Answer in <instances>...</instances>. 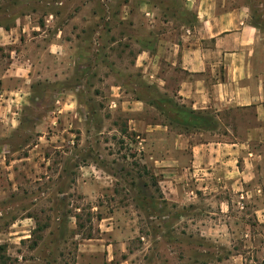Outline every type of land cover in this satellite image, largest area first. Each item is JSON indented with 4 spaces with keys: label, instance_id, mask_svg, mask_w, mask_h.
I'll return each instance as SVG.
<instances>
[{
    "label": "crops",
    "instance_id": "1",
    "mask_svg": "<svg viewBox=\"0 0 264 264\" xmlns=\"http://www.w3.org/2000/svg\"><path fill=\"white\" fill-rule=\"evenodd\" d=\"M61 5V22L52 13L43 22L34 10L9 25L0 19L1 220L15 211L0 239H31L34 219L21 205L37 206L42 181H51L49 192L54 187L49 151L65 137L53 130L85 121L86 114L114 124L118 116L125 118L159 176L161 201L193 208L205 200L214 221L231 219L244 199L243 213L252 211L264 229V4L62 0ZM181 109L189 119L175 118ZM20 136L31 143H19ZM63 169L62 164L64 174ZM81 171L79 191L89 189L87 176L95 185L103 182L96 166ZM64 180L62 175L59 182ZM124 245L118 249L129 254ZM94 247L90 255L101 249Z\"/></svg>",
    "mask_w": 264,
    "mask_h": 264
},
{
    "label": "rangeland",
    "instance_id": "2",
    "mask_svg": "<svg viewBox=\"0 0 264 264\" xmlns=\"http://www.w3.org/2000/svg\"><path fill=\"white\" fill-rule=\"evenodd\" d=\"M61 1L4 0L0 19L9 25L34 10L43 22L50 13L61 22ZM255 15L260 20L259 10ZM150 94L158 98L156 92ZM177 112V120L189 119L188 111ZM86 116L85 121L53 130L65 137L49 151L54 187L49 192L51 181H42L37 206L21 205L28 210L26 216L34 219L32 237L21 243L0 239V264H120L123 259L129 260L125 264H264V229L252 211L243 213L244 199L231 210V219L217 217L214 221L209 219L213 207L205 200L193 208L161 201L159 176L125 118L118 116L114 124ZM16 141L31 143L26 136ZM62 164L64 174L60 173ZM91 165L103 170V182L95 185L87 176L89 189L79 191L81 166ZM62 175L66 176L63 183L59 182ZM14 213L4 220L0 217V231L8 230ZM122 243L129 254L118 249ZM94 246L101 249L90 255L87 250ZM110 250L116 253L112 262Z\"/></svg>",
    "mask_w": 264,
    "mask_h": 264
}]
</instances>
